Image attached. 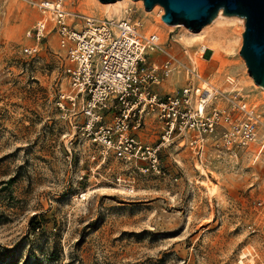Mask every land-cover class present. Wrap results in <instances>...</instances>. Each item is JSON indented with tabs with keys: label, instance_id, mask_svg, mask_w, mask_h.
I'll return each instance as SVG.
<instances>
[{
	"label": "rangeland",
	"instance_id": "rangeland-1",
	"mask_svg": "<svg viewBox=\"0 0 264 264\" xmlns=\"http://www.w3.org/2000/svg\"><path fill=\"white\" fill-rule=\"evenodd\" d=\"M64 1L80 22L112 9L97 0ZM138 1L121 2L129 10L123 18L156 36L162 50L154 63L165 60L164 52L177 61L157 90L179 91L183 67H198L220 90L214 105L225 103L221 91L233 89L255 107L257 141L230 153L209 144L201 159L173 141L156 176L101 160L76 129L82 114L65 116L55 106L68 85L53 22L36 42L26 32L42 15L25 1L0 0V264H264V90L239 54L243 25L215 16L200 40L184 47L188 28L166 24L158 4L146 10ZM36 43V52L24 51ZM159 130L151 120L140 136L153 142Z\"/></svg>",
	"mask_w": 264,
	"mask_h": 264
},
{
	"label": "built area",
	"instance_id": "built-area-1",
	"mask_svg": "<svg viewBox=\"0 0 264 264\" xmlns=\"http://www.w3.org/2000/svg\"><path fill=\"white\" fill-rule=\"evenodd\" d=\"M20 1L42 15L26 32L36 42L44 37L46 16H51L52 29L65 51L63 74L68 85V90L58 91L55 106L65 116L82 114L76 129L101 160L114 158L127 173L156 176L164 173L161 152L173 141L200 159L209 144L230 153L257 141L261 117L255 107L239 99L233 89L222 92L225 103L214 105L218 92L198 67H183L187 78L179 91L157 90L170 78L177 61L164 52L165 60L154 63L152 56L162 49L155 35L140 30L138 21L84 17L80 22L64 0ZM37 44L24 51L36 52ZM226 81L233 83L230 77ZM156 119L159 136L148 142L140 132ZM134 178L131 175L129 180ZM116 181L125 183L120 175Z\"/></svg>",
	"mask_w": 264,
	"mask_h": 264
},
{
	"label": "water",
	"instance_id": "water-1",
	"mask_svg": "<svg viewBox=\"0 0 264 264\" xmlns=\"http://www.w3.org/2000/svg\"><path fill=\"white\" fill-rule=\"evenodd\" d=\"M110 3L115 0H98ZM150 10L158 4L163 7L161 19L168 25L182 24L198 32L212 21L219 10L227 16L244 19L242 56L246 71L255 84L264 89V0H142Z\"/></svg>",
	"mask_w": 264,
	"mask_h": 264
},
{
	"label": "bare ground",
	"instance_id": "bare-ground-1",
	"mask_svg": "<svg viewBox=\"0 0 264 264\" xmlns=\"http://www.w3.org/2000/svg\"><path fill=\"white\" fill-rule=\"evenodd\" d=\"M98 1V0H97ZM124 1V0H115L114 2H110V3H101V4H105L107 7H112V9H108L104 14H106L107 18L111 19V20H119V19H122L126 13H128V8H124L123 10H121L120 8V5H121V2ZM138 2H142V0H139ZM71 3V2H70ZM124 6V5H122ZM121 6V7H122ZM125 7V6H124ZM163 14V9L161 10L160 8V14L159 16L161 17ZM225 14H223L222 10H219L218 13L216 14V19H219L221 21L223 20H228V21H231V22H235V23H241L243 25V30H244V19L241 18V17H238V16H234V17H226L224 16ZM47 17V20H51V16H46ZM215 19V20H216ZM230 19V20H229ZM139 22V21H138ZM141 24V22H139ZM143 25V24H142ZM186 28V27H185ZM142 29V28H141ZM140 29V30H141ZM201 30V29H200ZM198 31V32H194L192 30H189V29H186L187 32H185L182 36H181V44L184 46V47H192L194 44H196V41L197 40H200V38L202 37V33H203V30L201 31ZM240 32V30H239ZM199 49L201 50V56H203V54L207 51V49H204L202 46L199 47ZM154 56V55H153ZM152 56V57H153ZM155 57V56H154ZM252 78V77H251ZM260 86V85H258ZM261 87V86H260ZM164 88L165 90H169L170 87L164 85ZM216 90L217 92L220 91L219 88L216 87ZM264 90V89H263ZM222 93V91L220 92ZM202 169V168H201ZM202 171V170H201ZM206 174V173H205ZM84 195L82 194L81 197H83Z\"/></svg>",
	"mask_w": 264,
	"mask_h": 264
},
{
	"label": "trees",
	"instance_id": "trees-1",
	"mask_svg": "<svg viewBox=\"0 0 264 264\" xmlns=\"http://www.w3.org/2000/svg\"><path fill=\"white\" fill-rule=\"evenodd\" d=\"M8 181H10V180H6V182H8ZM0 183H3V181H0ZM36 219V217L35 216H33L32 218H31V220H30V227H31V229L32 230H35L36 228H38L40 225H39V223H35L34 224V220Z\"/></svg>",
	"mask_w": 264,
	"mask_h": 264
}]
</instances>
